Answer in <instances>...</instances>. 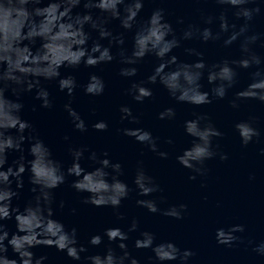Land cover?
Listing matches in <instances>:
<instances>
[{"label": "clouds", "instance_id": "1", "mask_svg": "<svg viewBox=\"0 0 264 264\" xmlns=\"http://www.w3.org/2000/svg\"><path fill=\"white\" fill-rule=\"evenodd\" d=\"M146 0H0V264H44L47 257L35 256L31 249L44 246L54 247L64 252L73 261H81V253L87 248L78 243L77 228L66 229L64 223L54 218L53 190L64 184L67 177H74L70 187L78 193H87L84 204L95 207H111L117 220L124 219L119 212L121 202L129 198L133 188L120 179L124 175L119 161L112 162L108 152L99 154L90 151L87 160L91 161V170L81 166L88 152L86 145L74 147L71 143L67 152L71 157L70 165L53 157L50 147L36 133L32 123L22 118L24 104L22 96L34 92L33 99L40 102L43 109H51L53 101L45 82H55L57 89L64 92L68 101L63 105L75 130L81 133L87 131V125L81 115L72 107L75 90L82 88L88 96H101L105 90L104 79L90 73L85 83L79 84L72 72L83 65L85 68H95L101 64L112 62L117 56L121 65L118 75L132 78L137 75V65L146 56L155 57L156 63L151 74L140 80H133L125 90L126 94L137 103H143L152 98L150 85L159 84L166 90L168 96L177 103H185L194 107L209 105L213 100H223L228 91L238 84L240 70H250L249 82L235 91L229 100L232 109H238L240 102L256 100L264 104V55L256 48H264V33L252 30V21L264 10V0H213L220 6L217 15L200 14V23H189L177 37L172 25L165 19L162 7L152 9L147 18L139 17ZM199 3L200 0H195ZM82 7L83 12L74 9ZM93 10H96L95 12ZM231 13L232 20L228 13ZM119 22L122 32L113 34L108 26L111 21ZM235 21H240L236 23ZM182 23V20H178ZM201 24L204 25L201 27ZM214 26V27H213ZM95 33V37L92 33ZM132 33L130 49L123 47L125 34ZM107 41L104 45L101 41ZM196 40L201 44L219 42L221 47L229 48L238 44L237 58L222 57L219 60L206 63L203 52L193 47L184 48L188 56L196 57L187 62L178 60L173 49L181 47L182 41ZM91 41V43H89ZM116 46L117 52L112 48ZM61 69L66 71L62 75ZM206 79L211 85L204 90L201 83ZM8 93V95H6ZM35 110V108H33ZM94 112L95 109H92ZM120 120L127 119L129 123L139 124L138 115H133L127 104L119 106ZM192 119L183 121L185 135L191 137L190 146L176 155L179 165L190 170L189 180L203 176L207 172L205 162L214 157L221 161L227 155L219 152L213 144V138L222 133L215 127L206 112H192ZM174 107H165L158 112L157 119L174 121ZM256 116H249L234 124V129L242 146L256 142L261 136L255 126ZM97 131H104L108 124L99 120L92 124ZM117 131H120L119 129ZM123 135L132 137L150 152L162 160L168 159L169 153L161 150L158 141L160 137L142 128H124ZM65 141L68 136H64ZM27 142V158L24 144ZM167 145H173L174 140L168 137ZM264 154V148L260 149ZM10 153L17 157L8 162ZM27 172V182L33 193L21 208L13 204L19 200L20 192L25 186L24 174ZM252 177L250 176L249 179ZM14 184V187H13ZM135 186L137 206L149 213H159L162 216L180 220L187 206L184 203L172 204L159 208L165 197L153 194L163 190L156 179L147 174L143 161L136 162L135 174L132 180ZM203 187V185H201ZM64 207V201L58 204ZM75 213V209H71ZM6 221H14L15 231L9 234ZM138 220L133 217L127 230L120 227L104 229L103 236L109 242H116L118 254L112 247H107L103 255H85L84 264H140L132 256L125 241L129 233L136 232ZM244 231V226L235 224L227 228L220 227L215 231V240L225 247H232L240 240L235 235ZM156 235L152 231H140L135 239V249H150L152 256L148 257L150 264H190L194 252L188 248L181 249L171 240H161L156 243ZM102 242L100 234L91 235L88 244L98 246ZM249 244L253 242L248 241ZM11 248L15 258L7 256ZM259 256H264V240L252 247Z\"/></svg>", "mask_w": 264, "mask_h": 264}, {"label": "water", "instance_id": "2", "mask_svg": "<svg viewBox=\"0 0 264 264\" xmlns=\"http://www.w3.org/2000/svg\"><path fill=\"white\" fill-rule=\"evenodd\" d=\"M156 7L164 8L165 19L172 25L177 37L187 24L200 23L201 12L215 16L220 11V6L213 0H200L199 3L195 0H146L138 18H147ZM76 11L83 12L84 9L80 7L73 10L74 13ZM228 15L232 20L230 12ZM178 20L183 22L178 23ZM235 22L240 23V21ZM108 26L113 34L123 31L116 20L111 21ZM203 26L201 24V27ZM251 26L253 31L264 33V10L254 18ZM95 35L93 32L92 36L95 37ZM131 36V32L125 34L123 47L130 49ZM101 43L106 45L107 41L104 40ZM186 47H193L203 52L206 63L215 62L222 57L237 58L239 56L238 44L223 48L219 42L201 44L196 40L182 41L181 47L173 49L172 54H175L178 60L187 62L195 60L196 57L188 56L184 52ZM256 51L264 55V48L257 47ZM112 52H117L116 46H113ZM118 60L117 56L112 62L95 68H85L81 65L79 69L72 72L79 84L85 83L90 73L101 76L105 81V90L101 96L85 95L82 88L75 90L72 107L87 125V131L84 133L73 128L70 118L63 109L68 97L64 92L58 91L54 81L44 84L53 101L51 109L41 108L40 102L33 99L34 92L22 96L24 104L22 118L32 123L36 133L50 147L55 159L63 162L66 167L71 163V157L67 152L68 144L71 143L74 147L86 145L89 151L84 153L85 158L81 161V166L91 170L95 165L87 160L89 152L96 151L99 154L107 151L108 158L112 162L119 161L122 165L124 175L120 179L134 189L129 194V198L121 202L119 212L123 214L124 219L117 220L111 207L84 204L82 200L88 194L78 193L71 188L70 184L74 177H67L64 184L53 190L54 218L64 223L66 229L77 228L78 243L83 244L87 252L81 253L82 260L79 262L71 260L64 252H59L54 247H35L31 249L34 255L46 256L47 260L44 264H84L85 255H103L107 247H112L119 254L120 250L116 248V242H109L107 237L103 236L104 229L120 227L121 230L126 231L131 219L135 217L138 220V229L128 234L129 239L125 243L129 253L140 264H150L148 257L153 255L150 249L133 247L139 232L144 230L155 233L156 243L161 240H171L181 249L192 250L195 254L190 258V264H264V256H259L252 251L253 245L264 240V154L260 151L264 148V104L256 100H247L240 102L238 109H232L228 103L235 91L249 82L250 70L239 71L238 84L228 91L223 100H213L211 104L197 108L189 104L177 103L158 83L150 85L153 90L152 98L146 99L143 103L133 101L125 90L133 80L138 81L151 74L154 65L158 62L155 57L146 56L144 61L136 66L137 75L124 78L118 75L121 67ZM66 71L71 70L61 69L62 75ZM201 83L204 90L211 87L206 79H202ZM122 104H127L132 109L133 115L139 116V124L129 123L127 119L120 120L118 108ZM165 107L175 108L174 121L157 119L158 112ZM92 109L95 111L93 112ZM193 111L208 113L215 127L222 133L220 137L213 138V144L219 152L227 155V159L221 161L217 156L207 160L206 174L197 176L195 180H189L188 177L192 173L179 165L175 157L184 148L190 146L192 138L185 135L183 121L192 119ZM249 116L257 117L255 126L260 130L261 136L258 141L242 146L233 126ZM99 120L107 122L106 130L97 131L92 128V124ZM136 127L145 128L151 131L153 136L160 137L158 144L161 150L169 153L168 159L158 158L134 138L123 135L124 128ZM118 129L120 131H117ZM64 136H68L67 141L63 139ZM168 137L174 140L173 145L164 143ZM24 147L27 157V142ZM17 155V153H10L8 162L11 163ZM138 160L143 161L147 174L153 176L163 190L153 194L152 197L158 198L160 195L165 197L163 203L158 201V207L163 209L172 204L184 203L187 208L182 219L176 220L159 213H149L136 205V199L147 198L137 197L135 186L132 184ZM27 175L26 172L25 186L20 192L19 200H13V204H18L21 208L33 195L29 191L31 186L27 182ZM250 176L251 179H249ZM61 200L64 201L63 208L58 207ZM71 209H75V213ZM5 223L11 235V232L15 231L14 221ZM235 224L244 226L243 232L235 234L240 237V240L234 242L232 247L218 244L215 240L216 229ZM95 234L102 236V242L98 246H91L88 244V239ZM249 240L253 243L249 244ZM7 256L15 258L11 248L8 249Z\"/></svg>", "mask_w": 264, "mask_h": 264}]
</instances>
